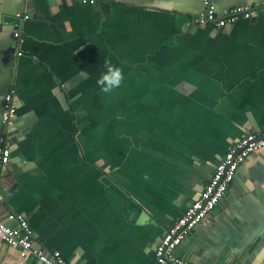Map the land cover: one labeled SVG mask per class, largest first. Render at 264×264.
I'll list each match as a JSON object with an SVG mask.
<instances>
[{
	"label": "crops",
	"instance_id": "obj_1",
	"mask_svg": "<svg viewBox=\"0 0 264 264\" xmlns=\"http://www.w3.org/2000/svg\"><path fill=\"white\" fill-rule=\"evenodd\" d=\"M212 1L254 12L217 27L193 20L204 0H0V137L12 90L17 105L0 218L25 214L34 246L73 264H160L166 229L264 130V0ZM107 64L123 78L103 92ZM13 247L0 237V263ZM176 253L264 264V146Z\"/></svg>",
	"mask_w": 264,
	"mask_h": 264
},
{
	"label": "built area",
	"instance_id": "obj_2",
	"mask_svg": "<svg viewBox=\"0 0 264 264\" xmlns=\"http://www.w3.org/2000/svg\"><path fill=\"white\" fill-rule=\"evenodd\" d=\"M87 1V0H86ZM95 3L96 0H88ZM206 11L194 17L200 24L212 23L222 27L235 22L240 15L250 17L253 10L246 6H237L230 10L218 12L212 0H204ZM29 17L28 14L17 13L15 21V37L20 36V24ZM3 108L2 121L6 127L4 135L0 137V166L7 164L11 157V140L9 129L14 123L16 102L13 90L7 96ZM264 146V130L260 132L247 131L244 136L233 144L216 166L210 180L204 186L200 197L192 201L183 215L166 229L156 246V259L160 264H197L176 253L177 247L193 228L216 207L224 196L229 185L236 178L237 171L253 153ZM0 237L11 246L19 247L23 256L35 258L42 264H73L65 259L57 249L49 252L36 247L33 243V230L25 214L10 212L6 218H0Z\"/></svg>",
	"mask_w": 264,
	"mask_h": 264
},
{
	"label": "clouds",
	"instance_id": "obj_3",
	"mask_svg": "<svg viewBox=\"0 0 264 264\" xmlns=\"http://www.w3.org/2000/svg\"><path fill=\"white\" fill-rule=\"evenodd\" d=\"M123 78L122 69L113 64L106 65V71L98 78L97 83L101 86V91L109 92L121 85Z\"/></svg>",
	"mask_w": 264,
	"mask_h": 264
},
{
	"label": "water",
	"instance_id": "obj_4",
	"mask_svg": "<svg viewBox=\"0 0 264 264\" xmlns=\"http://www.w3.org/2000/svg\"><path fill=\"white\" fill-rule=\"evenodd\" d=\"M6 168H7L6 164L1 165L0 166L1 172H3ZM13 248H15V247H13ZM17 249L19 252V254H17L18 258H19L17 261L13 260L12 262H10L9 261L10 259H6V260L2 261L0 264H23V263L25 264V262H27V258L21 254L20 248H17Z\"/></svg>",
	"mask_w": 264,
	"mask_h": 264
},
{
	"label": "trees",
	"instance_id": "obj_5",
	"mask_svg": "<svg viewBox=\"0 0 264 264\" xmlns=\"http://www.w3.org/2000/svg\"><path fill=\"white\" fill-rule=\"evenodd\" d=\"M194 18V17H193ZM212 24V23H211Z\"/></svg>",
	"mask_w": 264,
	"mask_h": 264
}]
</instances>
